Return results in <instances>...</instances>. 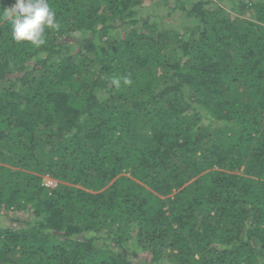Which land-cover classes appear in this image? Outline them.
I'll return each instance as SVG.
<instances>
[{
	"label": "trees",
	"instance_id": "trees-1",
	"mask_svg": "<svg viewBox=\"0 0 264 264\" xmlns=\"http://www.w3.org/2000/svg\"><path fill=\"white\" fill-rule=\"evenodd\" d=\"M150 1L0 20V264H264V0Z\"/></svg>",
	"mask_w": 264,
	"mask_h": 264
},
{
	"label": "clouds",
	"instance_id": "clouds-1",
	"mask_svg": "<svg viewBox=\"0 0 264 264\" xmlns=\"http://www.w3.org/2000/svg\"><path fill=\"white\" fill-rule=\"evenodd\" d=\"M0 20L7 21L10 24L11 37L14 41H26L36 48L45 45L46 28H59L55 13L51 10L47 0H15V3L11 7L0 11ZM112 83L116 87H119L121 81L119 78H113ZM123 83L126 85L131 84V80L124 78ZM55 180L57 181V179ZM44 187L52 190L56 186L54 188Z\"/></svg>",
	"mask_w": 264,
	"mask_h": 264
},
{
	"label": "rangeland",
	"instance_id": "rangeland-1",
	"mask_svg": "<svg viewBox=\"0 0 264 264\" xmlns=\"http://www.w3.org/2000/svg\"><path fill=\"white\" fill-rule=\"evenodd\" d=\"M156 2H157L156 0L145 2L140 7L142 8L140 12L142 13L144 17L154 15L155 13H158L159 15H162V17H164L167 14V11L169 10L167 8H170V6L174 5L173 0H167L168 3L166 5L163 3H160V5H157L155 4ZM221 2L224 5H225V2H227V4L225 5L226 7L231 6L228 0H221ZM146 5H149V6L145 7ZM186 5H188V3ZM178 12L179 11L172 12L171 16H166L164 21L168 23L170 26L174 27L175 29L182 31V24L186 22V19L182 16L181 13H178ZM29 216H30L29 212H26L24 214H17V215L14 212L13 213L11 212L10 214V217H14L19 220H28ZM7 224L11 226L15 225L14 221L7 222ZM130 255H131L132 262H134L135 264H145L146 259H148L150 256L147 252H143L141 250L131 252Z\"/></svg>",
	"mask_w": 264,
	"mask_h": 264
},
{
	"label": "built area",
	"instance_id": "built-area-1",
	"mask_svg": "<svg viewBox=\"0 0 264 264\" xmlns=\"http://www.w3.org/2000/svg\"><path fill=\"white\" fill-rule=\"evenodd\" d=\"M42 181L43 185L48 188H54L57 185V181L48 175H45Z\"/></svg>",
	"mask_w": 264,
	"mask_h": 264
}]
</instances>
